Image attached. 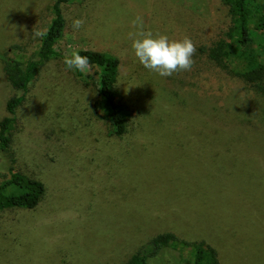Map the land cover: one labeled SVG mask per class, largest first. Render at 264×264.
<instances>
[{"label":"rangeland","instance_id":"rangeland-1","mask_svg":"<svg viewBox=\"0 0 264 264\" xmlns=\"http://www.w3.org/2000/svg\"><path fill=\"white\" fill-rule=\"evenodd\" d=\"M54 1L0 0V54L29 58L39 44V38L34 39L32 33L46 29ZM261 4L264 7V2ZM65 14L66 24L56 42L59 52L72 55L81 49H94L117 57L120 61L117 99L125 112L133 116V122L150 120L151 113H158L159 109L181 114L184 108L181 115L190 122L185 133L191 139L173 145L161 142L165 147L152 143L144 153L137 149V144L118 146L113 151L115 159L108 166L101 165L103 172L93 190L96 193L85 196L86 203L79 204L74 199L71 204L62 203L60 190L76 195L79 189L70 185L68 188L67 183L59 185V181L64 182L63 167L66 170L62 160L57 161L59 167L53 168L48 163L44 170L40 169L43 155L34 123L40 122L46 111H52L63 115L62 123L83 125L80 135L88 136V129L93 126L89 120L94 119L91 112L99 99L98 68L90 66L88 74L77 77L59 56L45 61L28 86L29 101L18 109L25 124L15 144L20 165L14 168L28 175L32 172L40 175L49 188L35 209L0 212V264H126L132 254L147 246L153 235L122 242L127 237L119 229L120 224H125L124 216L120 217L124 207L134 206L137 211L148 212L145 207L152 206L164 214L170 199L176 196L192 212L182 215L171 211L175 223L188 218L189 226L196 231L216 233L212 224L235 222L236 210L233 211L231 203L242 213L250 214L257 221L246 225L239 219L231 240L226 238L224 247L230 261L225 260L228 264H264V208L260 213L257 206L248 203L264 199V139L257 142L245 139L240 143L226 131L204 139L201 129L202 117L226 122L253 120L264 125V92L236 87L217 102L206 93L202 78L195 73L180 71L162 77L144 68L135 57L129 38V33L136 31L131 22L139 15L145 30L153 34H166L171 39L190 37L196 45L195 54H199L198 47L215 41V35L223 37L231 26L233 16L229 7L222 0H70ZM79 18L85 23L74 30L72 22ZM249 25L252 29L253 18ZM19 94L7 81L0 58V119L6 114L5 102ZM97 110L107 113L102 102ZM87 119L89 125L84 127ZM102 128L104 125H98V130ZM80 135H75L71 148H78L76 138ZM134 167L142 172H130ZM6 175V170L0 168V182ZM133 187L137 190H132ZM54 211L58 216L52 215ZM81 217L83 222L78 220ZM63 221H71L73 225L66 229L64 225L69 223L63 225ZM250 237L260 243L256 246L259 262H252L251 251L245 248ZM170 243L177 248L182 246L181 259L175 261L174 252L170 251L156 264H193L191 246Z\"/></svg>","mask_w":264,"mask_h":264},{"label":"trees","instance_id":"trees-1","mask_svg":"<svg viewBox=\"0 0 264 264\" xmlns=\"http://www.w3.org/2000/svg\"><path fill=\"white\" fill-rule=\"evenodd\" d=\"M69 1L55 0L52 3L51 18L44 30L46 35L39 38L37 49L29 58L22 60L7 56V52L0 54L7 81L14 89L21 92L5 102L6 114L0 119V168L5 169L7 174L6 179L0 182V212L8 209H35L43 202L48 192L49 185L40 175L34 172L28 175L14 168L20 165L15 144L25 124L18 115V109L29 101L28 86L44 62L56 56L63 60L71 56L56 49V42L60 39L66 24L65 6L69 4ZM222 1L230 9L233 16L232 24L223 37L220 38L219 34L215 35V41L197 48L199 54L193 56L194 64L188 71V74L195 73L196 76L202 78L201 85L206 88V93L217 102L222 101L224 96L236 87L254 88L264 92V7L261 4L264 0ZM251 18H253L252 29L249 25ZM252 44L255 45L252 46ZM78 51L80 55L89 58L90 66L98 68L99 99L94 103L91 112L94 119L91 117V121L89 120V124L93 122V126L88 129V136L80 135L83 125L74 127L71 124L62 123L60 119L63 115L52 111H46L41 121L34 123L33 127L40 136L39 151L43 155V161L39 163L40 169L44 170L48 163L53 168L59 167L57 161L62 160L66 170L63 167L64 174L61 180L64 182L59 181V185L67 183L68 188L70 185L73 189H79L76 195H74L76 192L69 195L64 190L59 191L58 189L59 195H62V203L67 202V205L71 204L72 199L79 204L86 203L85 196L91 192L96 193L93 190L97 186L95 181L99 179H97L98 175L103 172L101 165L108 166L115 159L113 151L116 147L137 144V149L144 153L152 143L158 142L160 145L158 147H165L161 142L173 145L191 139V136L185 133L190 122L182 116L184 108L180 111L182 115L177 111L173 112L172 109H159L158 113H151L150 120L143 119L134 123L133 116L125 112L123 104L117 99L119 59L100 50L81 49ZM72 70L77 77L84 75L79 70ZM99 102L106 105V114H101L97 110ZM87 121L88 119L84 122V127L89 125ZM201 121L204 139H210L223 131H226L232 140H240V143L245 139L252 140V142L264 139V125L253 120L226 122L218 118L202 117ZM96 124L104 125V128L98 130ZM75 135H80L76 138L79 141L78 148H71ZM102 160H105V163H101ZM130 172L140 173L142 171L134 167ZM86 181H88L87 184ZM136 188L133 187L132 190ZM177 198L179 197L170 199L169 205L164 209L166 212L164 214L158 213L152 206L145 207L148 212L137 211L134 206L124 207V214L120 217L124 216L125 224H120L119 229L122 231V236L124 233L127 237L121 240L122 242L153 235L146 243L147 246L132 254L126 264L161 263L164 255L170 251L174 252L172 257L175 261L181 259L182 246L177 248L170 242L191 246L193 264H228L225 259L230 261V254L225 250V240L226 238L231 240L234 234L232 230L239 219L242 218L245 224L249 225L254 220L252 216L242 213V209H238L237 205L231 203L233 211L236 210L233 218L235 222L212 224L211 227L216 233L196 231L189 226L188 218L183 223H175V217L171 211L182 215L192 212L191 208H186L185 204H182L184 201ZM248 203L257 206V211L260 213L261 208H264V199L261 198L255 203L254 199ZM53 213L55 214L52 215L58 216L56 211ZM95 219L93 215V220ZM78 220L83 222V217ZM65 222H68L69 226L64 225ZM61 224L66 229L73 225L71 221H63ZM56 227L59 229V221ZM63 233L66 234L64 230ZM252 238H248L245 248L247 252L251 251L250 260L259 262L256 246L260 243L251 240ZM242 253L245 252L242 251Z\"/></svg>","mask_w":264,"mask_h":264},{"label":"clouds","instance_id":"clouds-1","mask_svg":"<svg viewBox=\"0 0 264 264\" xmlns=\"http://www.w3.org/2000/svg\"><path fill=\"white\" fill-rule=\"evenodd\" d=\"M83 18L75 19L72 22L74 30L83 27ZM132 28L136 29L129 33L132 40V49L140 64L158 73L162 77H170L180 71L191 70L196 52V45L190 37L184 36L181 39H171L166 34H153L150 30H145L143 18L136 16L131 22ZM33 38H43L46 32L36 30L32 33ZM64 64L68 69H76L88 74L90 72V60L87 56H82L79 51H74L70 57H65Z\"/></svg>","mask_w":264,"mask_h":264}]
</instances>
